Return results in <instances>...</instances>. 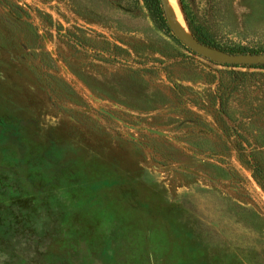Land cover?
Here are the masks:
<instances>
[{
  "label": "rangeland",
  "instance_id": "obj_1",
  "mask_svg": "<svg viewBox=\"0 0 264 264\" xmlns=\"http://www.w3.org/2000/svg\"><path fill=\"white\" fill-rule=\"evenodd\" d=\"M184 2L264 51V0ZM241 151L264 163V69L192 54L143 0H0V264H264Z\"/></svg>",
  "mask_w": 264,
  "mask_h": 264
},
{
  "label": "trees",
  "instance_id": "obj_2",
  "mask_svg": "<svg viewBox=\"0 0 264 264\" xmlns=\"http://www.w3.org/2000/svg\"><path fill=\"white\" fill-rule=\"evenodd\" d=\"M149 13L151 14L153 20L159 25V27L166 32H171V30L168 27L167 20L165 17V12L163 9V4L161 0H143ZM180 3L182 5L184 15L187 21V26L194 38L201 42L202 44L208 46L209 48L221 52H228V53H236V54H242V53H264V51H255L253 49H249L247 47H232V46H226L224 44H221L214 34L211 32L209 26L204 23H199L194 20L190 16V14L187 11V7L185 5L184 0H180ZM39 37V36H38ZM186 50L191 52L194 55H197L192 50L188 49L186 46H184ZM208 60V59H207ZM116 62V60H113ZM210 61V60H209ZM212 62V61H210ZM216 65L225 66V67H241V68H249V69H264V65H256V66H239V65H224L212 62ZM219 105L221 107H224L226 105V100L223 96L219 97ZM223 113H226L223 111ZM238 157L240 158L243 165L249 169L252 172V175L256 182L260 185V187L264 190V163L259 160L254 154L250 153L247 154L245 151H241L238 153ZM243 157H247L245 161L243 160Z\"/></svg>",
  "mask_w": 264,
  "mask_h": 264
},
{
  "label": "water",
  "instance_id": "obj_3",
  "mask_svg": "<svg viewBox=\"0 0 264 264\" xmlns=\"http://www.w3.org/2000/svg\"><path fill=\"white\" fill-rule=\"evenodd\" d=\"M168 27L173 32L174 36L186 46L188 49L195 52L197 55L209 59L212 62L224 65H239V66H256L264 65V53H228L213 50L208 46L197 41L191 33L192 39L184 36L174 24L172 17L168 11L167 0H161ZM190 31V30H189Z\"/></svg>",
  "mask_w": 264,
  "mask_h": 264
},
{
  "label": "bare ground",
  "instance_id": "obj_4",
  "mask_svg": "<svg viewBox=\"0 0 264 264\" xmlns=\"http://www.w3.org/2000/svg\"><path fill=\"white\" fill-rule=\"evenodd\" d=\"M168 11L172 17L177 29L187 38H190V31L187 28L186 21L183 16L182 7L179 0H167ZM192 37V36H191Z\"/></svg>",
  "mask_w": 264,
  "mask_h": 264
}]
</instances>
